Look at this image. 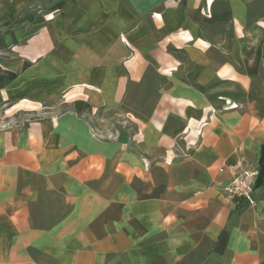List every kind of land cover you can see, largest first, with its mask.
<instances>
[{"label":"crops","instance_id":"crops-1","mask_svg":"<svg viewBox=\"0 0 264 264\" xmlns=\"http://www.w3.org/2000/svg\"><path fill=\"white\" fill-rule=\"evenodd\" d=\"M38 1L0 0V264H264V0Z\"/></svg>","mask_w":264,"mask_h":264},{"label":"built area","instance_id":"built-area-1","mask_svg":"<svg viewBox=\"0 0 264 264\" xmlns=\"http://www.w3.org/2000/svg\"><path fill=\"white\" fill-rule=\"evenodd\" d=\"M236 105L227 102V108L234 107ZM203 125V123H202ZM224 169L221 168L220 171ZM232 174L231 182L225 189V199L227 202H231L233 199L238 198L249 202L250 205H255L254 192L256 189V183L260 175V169L256 166H240L238 164L230 167Z\"/></svg>","mask_w":264,"mask_h":264},{"label":"rangeland","instance_id":"rangeland-1","mask_svg":"<svg viewBox=\"0 0 264 264\" xmlns=\"http://www.w3.org/2000/svg\"><path fill=\"white\" fill-rule=\"evenodd\" d=\"M57 1H59V0H41V1H38V2L34 3L33 6L31 7V9H36L38 12L42 13L43 16H44L45 21L51 20L59 13L56 10L49 9L50 6L51 5H55ZM208 13H209V10L206 9V14H208ZM3 53H4V51H0V54H3ZM63 100L64 99H63V96H62L61 100L56 101V104H57L58 108L62 107L61 104H62V102H64ZM7 108H10V107H7ZM25 109H27V108H23L22 107L21 109H18L19 110L18 114H21L24 117L26 115V113H24ZM18 110H13V112L18 111ZM0 112H4V108H1ZM27 113H30V112L27 111ZM117 119L120 121V124H122L124 126L128 127L130 125L129 119L126 116L125 113H118V118ZM2 121H6V120L2 119ZM2 121H0V125L2 124L1 126H3V127L8 126L7 122H2ZM143 137H144V135L140 136L139 139H143Z\"/></svg>","mask_w":264,"mask_h":264},{"label":"trees","instance_id":"trees-1","mask_svg":"<svg viewBox=\"0 0 264 264\" xmlns=\"http://www.w3.org/2000/svg\"><path fill=\"white\" fill-rule=\"evenodd\" d=\"M17 77V74L11 70H5L0 67V88L5 87ZM74 108L79 113L87 112L91 109L90 105L81 100L74 102Z\"/></svg>","mask_w":264,"mask_h":264}]
</instances>
